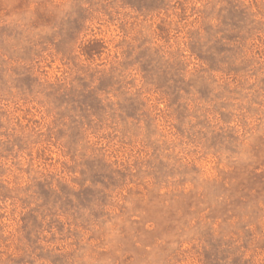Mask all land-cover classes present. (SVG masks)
Returning a JSON list of instances; mask_svg holds the SVG:
<instances>
[{"label": "rangeland", "instance_id": "rangeland-1", "mask_svg": "<svg viewBox=\"0 0 264 264\" xmlns=\"http://www.w3.org/2000/svg\"><path fill=\"white\" fill-rule=\"evenodd\" d=\"M0 264H264V0H0Z\"/></svg>", "mask_w": 264, "mask_h": 264}]
</instances>
